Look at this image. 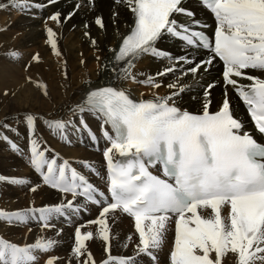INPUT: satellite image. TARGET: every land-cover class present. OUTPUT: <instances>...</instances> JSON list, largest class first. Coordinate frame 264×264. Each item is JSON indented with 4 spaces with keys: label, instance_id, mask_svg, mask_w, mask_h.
<instances>
[{
    "label": "snow or ice",
    "instance_id": "obj_1",
    "mask_svg": "<svg viewBox=\"0 0 264 264\" xmlns=\"http://www.w3.org/2000/svg\"><path fill=\"white\" fill-rule=\"evenodd\" d=\"M57 2L47 0L48 5ZM117 2L126 6L132 23L126 25V33H117L118 42L109 47L111 56L105 63L96 57L97 75L107 72L108 82L84 81L78 99L64 104L60 116L25 110L0 119V142L21 155L37 176L31 181L0 175V182L27 188L33 194L46 186L59 194L55 203L35 206L33 201L23 209L0 210V226L27 227L31 232L32 225L40 230L30 243L0 236V264H60L63 258L51 253L60 244L56 237L63 227L57 228L54 221L73 227L66 264H264V0H197L214 18L211 36L196 30L208 25L195 18L185 0ZM45 7L38 0L0 2V10L21 13ZM79 7L77 4L63 19L71 18ZM88 7L94 9L95 0H88ZM177 16H185L189 22H181ZM47 20L60 24L61 12L52 13ZM47 20L46 42L60 57L56 33ZM94 23L106 31L101 15L95 16ZM84 35L95 47L96 39L88 31ZM169 38L184 43L182 55L173 56L158 47ZM21 55L15 49L4 54L10 61ZM145 56L168 64L154 74L136 71L137 62ZM32 61H39L38 53L25 64V71ZM218 62H222L224 91L216 110H210L209 90L220 81L207 83L198 113L182 109L178 101L191 87L182 79L188 75L193 80L202 78ZM63 63L61 74L67 80ZM169 75L174 79L165 85L168 93L160 95L155 90ZM24 80L50 99L45 83L30 76ZM126 82L153 91L148 98L143 93L134 98L131 88L124 86ZM229 87L246 107L254 125L251 130L247 129L249 121L237 115ZM2 95L7 97L9 89L4 88ZM89 116L99 122V135L90 127ZM19 124L25 126L27 151L7 134L19 136L14 126ZM41 124L65 145L72 143L70 132L81 137L86 134L94 145L102 140L105 174L86 159L75 161L80 169L73 166L72 158L43 141ZM93 174L104 181L106 190L90 180ZM89 205L98 206L97 217L77 223L76 218ZM124 215L134 221L135 232L123 244L125 248L133 245L132 255L112 256L109 219L115 223ZM173 225L174 239L169 244ZM48 230L54 236L43 235ZM94 239L104 245L106 256L99 261L88 247Z\"/></svg>",
    "mask_w": 264,
    "mask_h": 264
},
{
    "label": "bare ground",
    "instance_id": "obj_2",
    "mask_svg": "<svg viewBox=\"0 0 264 264\" xmlns=\"http://www.w3.org/2000/svg\"><path fill=\"white\" fill-rule=\"evenodd\" d=\"M4 2V0H0ZM38 2L45 3L46 7L42 11L32 9L30 12L21 13L15 9L0 10V119L6 116L15 115L25 110L39 111L47 116L51 113L53 116L62 115L63 105L71 101H75L80 96L84 87L83 82L91 79L94 84L101 82L107 83L109 76L107 72H100L97 75V60L99 56L100 63H105V58L110 57L109 47L114 46L118 42L117 33H126V25L132 23L131 13L128 11L123 3H118L117 0H95V8L88 7V0H58L55 5H48L47 0H38ZM79 4V9L75 14L64 20L63 17L68 12L73 11L75 6ZM185 6L195 11L196 19H211V14L197 5L194 0L185 2ZM61 12V23L56 24L47 17L52 13ZM116 16H113V13ZM96 15H101L105 24V30L100 29L95 23ZM177 19L187 22L188 18L185 16H177ZM49 27H52L56 33L58 48L61 56L57 57L51 50L50 45L46 42L47 35L45 31V21ZM85 23L88 28L84 27ZM88 31L92 38L97 41L94 47L89 37L84 35ZM158 47L162 50L172 54L173 56L182 55L184 51V43L176 38H169L159 42ZM9 49L18 50L22 55L17 61H10L5 59V52ZM190 50V49H189ZM39 54V61H32L31 66L25 71V64L30 61L33 54ZM84 61V63H81ZM67 71V80L62 76V71ZM168 64L167 60L156 59L150 56H145L136 64V71L145 72L147 74H154L162 67ZM259 74V73H253ZM26 76L32 77L34 81H41L48 86L49 98H44L42 93L34 84L26 83L24 78ZM158 80L160 78H157ZM174 79L169 75L163 79V84L159 89H156L160 95L168 93L167 85ZM213 81H220L216 84L211 92L210 110H216L217 104L222 98L224 85L222 82V63L218 62L214 67L210 68L203 77L197 76L193 80L191 75L184 77L182 83L191 85L186 91L181 94L178 101L182 109L190 112L198 113L201 110L203 102V91L207 83ZM243 83L248 81L243 80ZM65 84L68 87H65ZM124 86L130 87L134 98H140L143 93L144 98H148L152 89L148 86L139 85L135 83H125ZM9 89L7 97L2 95L3 89ZM15 90L16 95L12 96L11 92ZM229 96L233 99V107L241 119L246 120V113L243 103L235 95L229 87ZM247 121V120H246ZM14 123L13 121H8ZM90 127L98 130L99 122L88 117ZM18 127L19 136L12 133H7L19 146L27 151V134L23 124L14 125ZM247 129H250L247 127ZM39 131L43 141L48 145L56 148L65 158H72L73 166L81 168L75 164L76 160H88L94 162L101 175L106 172V164L103 160L102 150L104 142L101 140L99 145H94L90 142L85 134L72 135L69 133L72 140L71 145L62 144L58 137H53L49 130L40 125ZM97 134L99 135L98 131ZM83 139V143H81ZM99 149V150H98ZM86 171V170H85ZM0 175L27 177L31 181H36L37 176L34 171L27 164L26 160L18 154L11 152L8 147L0 142ZM90 180L100 188L104 187V181L94 174L90 176ZM59 194L48 187H43L35 194L29 192L27 188L11 185L0 182V210L13 211L23 209L30 206V202L34 201L35 206L42 204L58 202ZM98 215V206L89 205L88 210L76 218L77 223H84L88 220H93ZM56 223L57 228L63 227V232L56 237L60 244L55 248L51 255H55L60 260V264H66V258L70 253V247L73 242V227L67 224ZM2 224V222H0ZM110 224V254L112 256L132 255L133 245L123 247L125 238L134 234V221L130 217L119 216L115 223ZM32 227L29 232L27 227H3L0 226V236H3L10 241L23 244L25 242H33L36 235L40 234L38 227ZM172 231L169 233V244L174 239V225ZM95 231V226H93ZM45 236H54L53 230H48L43 233ZM133 239L136 236L133 235ZM103 241L94 239L88 242L90 251L99 261L105 258L106 254L103 251ZM167 247L161 253V260L165 259ZM43 264V261H41Z\"/></svg>",
    "mask_w": 264,
    "mask_h": 264
}]
</instances>
